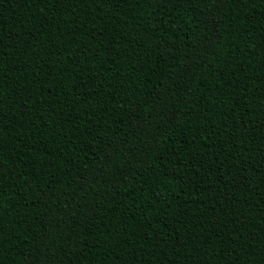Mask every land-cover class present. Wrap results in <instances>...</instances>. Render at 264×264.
Segmentation results:
<instances>
[{
  "label": "trees",
  "instance_id": "obj_1",
  "mask_svg": "<svg viewBox=\"0 0 264 264\" xmlns=\"http://www.w3.org/2000/svg\"><path fill=\"white\" fill-rule=\"evenodd\" d=\"M0 264H264V0H0Z\"/></svg>",
  "mask_w": 264,
  "mask_h": 264
}]
</instances>
